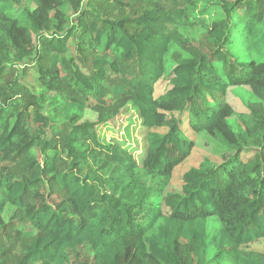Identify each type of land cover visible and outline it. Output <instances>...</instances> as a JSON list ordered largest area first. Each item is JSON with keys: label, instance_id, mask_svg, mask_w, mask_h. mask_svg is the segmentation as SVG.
I'll use <instances>...</instances> for the list:
<instances>
[{"label": "trees", "instance_id": "trees-1", "mask_svg": "<svg viewBox=\"0 0 264 264\" xmlns=\"http://www.w3.org/2000/svg\"><path fill=\"white\" fill-rule=\"evenodd\" d=\"M81 2L0 0V212L20 218H0V264L12 234L27 244L11 264H264V0ZM19 66L35 70L44 103ZM231 88L257 100L240 122ZM129 105L145 130L140 162L98 139ZM184 121L233 153L180 174L194 150ZM18 166L28 177L4 176ZM45 181L65 200L39 201Z\"/></svg>", "mask_w": 264, "mask_h": 264}, {"label": "rangeland", "instance_id": "rangeland-1", "mask_svg": "<svg viewBox=\"0 0 264 264\" xmlns=\"http://www.w3.org/2000/svg\"><path fill=\"white\" fill-rule=\"evenodd\" d=\"M88 0H82L81 2V9H84L87 6ZM31 9L35 7L33 3L29 5ZM203 8L202 5L199 6V9L201 10ZM101 11H104L106 9L110 10L111 8H107L106 6H101L99 8ZM197 14V12H196ZM216 14V11L214 9L208 10L205 16L214 18ZM210 19H208L209 21ZM77 54L76 44L75 42H69L68 43V55L73 57ZM26 63H33V61L28 60ZM16 79L17 82H19L20 86L24 89H27L32 94V97L38 99L40 95H46L43 96L44 99L39 100L41 103H44L51 94H48L46 92V88H40L37 81V74L35 73V70L31 69L27 74L22 73V67H16ZM165 86L162 85V88L158 87V93H161L165 90ZM64 93H68V91H64ZM82 96H85L84 94H81ZM78 94V96H81ZM81 96V97H82ZM86 97V96H85ZM23 98L25 100L30 101L31 99L28 98L27 95H24ZM87 98V97H86ZM83 97L84 100H86L88 105L92 104L91 99H86ZM227 101L234 107V111L238 115V117H235L238 122H240L239 115L247 112L246 105L257 101L256 98L251 94L249 89L247 88H231L227 91ZM246 103V105H245ZM29 113L32 112L31 109L28 110ZM120 116V121L122 123V126L120 130L118 128H114L113 126H107L100 128L98 133V139L100 143L107 144V143H115L117 141L120 146L127 150L130 154H133L134 158L140 162L144 153H145V142H144V136H145V130L141 124V121L139 119L138 113L135 108H133L131 105L128 106L127 110H124ZM84 119L93 120L95 121L97 119V115L93 111H85L84 113ZM182 132L185 137H187L189 140H191L194 144L193 152L188 157V159L185 160V162L180 166L178 169L179 173L181 174L183 171L187 170L188 168L197 167L201 161L204 159H209L210 163L220 164L222 163L229 155L233 153V151H228L222 144L218 142V140L213 139L205 132H199L195 133L191 129L187 128V122L184 121L182 123ZM161 132L165 129H159ZM159 131V132H160ZM22 166H18L17 169L13 171L11 169L9 173H4V176L11 177V178H26L28 177V172H22L21 171ZM178 171L176 170V178H173V180L168 184V191L176 192L179 191L178 188ZM41 191V198L39 201H42V203H45L47 200V195L50 193L53 194L57 199L59 200H65V196L57 191L56 188L53 187L52 183H49L48 181H45L43 184V189ZM54 197V198H55ZM56 199V198H55ZM15 209L9 205H6V207L0 212V218L7 223L10 219H15L12 221H18L20 218L19 216H12ZM25 225V224H23ZM219 228V223L216 219H211L208 223V229L211 234L215 232L216 229ZM15 236L12 234V237L7 242V247H9V252L7 253V264L15 263L19 260L20 254L22 253V250L27 244V240H18ZM184 262H188L187 255L185 254V251L180 252ZM211 252L207 255L206 259L211 258ZM5 260V259H4ZM1 263V260H0Z\"/></svg>", "mask_w": 264, "mask_h": 264}]
</instances>
